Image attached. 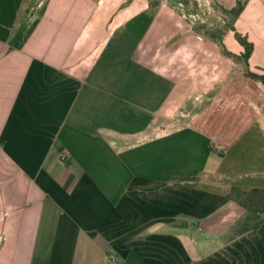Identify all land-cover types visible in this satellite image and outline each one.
I'll list each match as a JSON object with an SVG mask.
<instances>
[{"label": "crops", "instance_id": "obj_1", "mask_svg": "<svg viewBox=\"0 0 264 264\" xmlns=\"http://www.w3.org/2000/svg\"><path fill=\"white\" fill-rule=\"evenodd\" d=\"M215 1L229 53L172 0H0V264H264V221L228 237L264 187V0Z\"/></svg>", "mask_w": 264, "mask_h": 264}, {"label": "trees", "instance_id": "obj_2", "mask_svg": "<svg viewBox=\"0 0 264 264\" xmlns=\"http://www.w3.org/2000/svg\"><path fill=\"white\" fill-rule=\"evenodd\" d=\"M186 1L187 0H183V3ZM241 7V4L237 3L234 7L229 9V11L234 12L235 16H237L241 11ZM194 28L199 30V28ZM208 34L212 38L216 37L214 32H210ZM219 36L220 34L217 35L216 38L219 39ZM235 36L236 41L244 48V52L238 57L242 58V60L246 62L252 50V43L247 41L246 37L239 33H236ZM247 75L260 80L264 84V75L255 74L249 70H247ZM228 196L245 211L243 217L237 220L231 228L228 237L232 238L246 231H250L264 221V187H254L250 190H242L237 187H232L230 188Z\"/></svg>", "mask_w": 264, "mask_h": 264}, {"label": "rangeland", "instance_id": "obj_3", "mask_svg": "<svg viewBox=\"0 0 264 264\" xmlns=\"http://www.w3.org/2000/svg\"><path fill=\"white\" fill-rule=\"evenodd\" d=\"M172 2L178 4L179 8L184 10L182 11L184 14L189 15L194 27L206 33L214 32L216 37L228 30L235 18L234 12L223 9L215 0H187L184 3L183 0H172ZM217 40L223 52L229 53L221 43V39Z\"/></svg>", "mask_w": 264, "mask_h": 264}, {"label": "built area", "instance_id": "obj_4", "mask_svg": "<svg viewBox=\"0 0 264 264\" xmlns=\"http://www.w3.org/2000/svg\"><path fill=\"white\" fill-rule=\"evenodd\" d=\"M62 158H64V157H62ZM110 260L112 261L113 259L111 258Z\"/></svg>", "mask_w": 264, "mask_h": 264}]
</instances>
